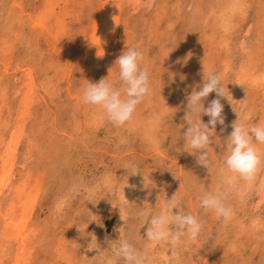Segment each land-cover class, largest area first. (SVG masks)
Masks as SVG:
<instances>
[{"label":"rangeland","instance_id":"1","mask_svg":"<svg viewBox=\"0 0 264 264\" xmlns=\"http://www.w3.org/2000/svg\"><path fill=\"white\" fill-rule=\"evenodd\" d=\"M59 1L56 2L59 3ZM152 1L148 11L144 10V6L137 10L130 8L131 16L128 18L135 36L133 39L135 43H132V46H138V50L143 53L144 60L141 67L147 69L151 87V94L146 97V102L144 100L134 113L133 120L136 121L137 126L134 124L133 131L127 129V125L115 127L106 119H99L97 109L82 103L80 87L78 97L82 103L81 110L78 111L79 107L74 109L73 98L70 97V93H67L66 87H61V93L54 98L53 103L51 97L44 100L45 105L51 107V111L46 113L41 118L42 120L40 119L50 129L52 124L53 127L56 126L58 132H54L56 140L53 137L52 139H45V137L43 139L46 144H36V149L41 152V155L35 159L38 161L37 168H34L35 162L31 161L26 166L27 160L24 159L23 152L19 154L17 168L21 167L18 161L24 163L25 171L26 168L34 164L32 170L41 176L43 182L40 200L34 213L31 214L29 222V227L36 229L41 238L40 241L27 244V250L31 251L29 261L32 264H50V258H59L55 255V251H51L54 250V247L61 245L62 240L60 239H63V236L68 237L69 242L66 250L68 249L67 252L71 251V255L74 256L73 264H105L106 258L116 259L112 249L118 247L123 239L128 240L144 254L147 264H167L165 260L160 261L156 256L157 250L162 245L166 246L168 258L173 259V252L177 250L179 257L192 264H264L263 235L259 236L257 232L254 234L250 228H247L245 231L247 234L243 233L244 236L240 234V239L237 242L230 236L229 245H227L224 234H219L217 230L224 220L217 218L213 212L205 211L200 206L202 195L214 190L211 185L212 175L208 170L204 173L201 170L202 166L197 167L195 153L183 136V132L188 126L186 121L188 97L193 91L199 90L204 85L199 81L200 77L204 76L203 73L207 76L205 78L207 80L211 75L219 76L220 82L224 81L223 78L226 80V76L236 75L241 63L251 61V58L241 49L240 42L242 38H246V34L249 35L245 39L246 48L250 47L249 51L253 58L257 54L253 51L254 48L257 51L260 49L259 47L264 49V0H247L246 6L240 12L234 13L235 15L232 17L229 16V24H220L221 26L216 24L217 20L215 19L220 13L222 0H216L219 5L217 7L211 4V0ZM18 2L20 3L19 7H11V10L23 17L21 28L29 31L27 28H30L31 21H39L41 16L43 18L41 11L44 5L43 0H18ZM83 2L85 4H82ZM0 3L1 37L5 30L3 26H6L4 23L9 17L4 10L5 1L0 0ZM86 3L87 0H71L69 11L72 15L79 14L82 24L73 25L71 28L69 26L66 36L75 38L78 32H82V26H85L84 23L89 20L92 14L89 8L84 12V9L87 8ZM198 3L204 8L206 5H212L213 14L210 15L206 10L205 16L194 15L195 10L197 11L194 6ZM9 4L13 5L11 0ZM79 6L82 7L78 9ZM59 10L60 5H57L53 12ZM145 15H148L147 18ZM15 24L18 25L19 22H15ZM175 32L176 34H173ZM221 33L223 37L220 36ZM183 38L185 39L183 40ZM19 40L20 43L13 53V61L22 59L27 62L28 59L34 57V53L38 52L45 53L46 60L51 57L43 39L34 38L35 41L29 40V42ZM223 41L226 43H222ZM33 43L37 45L35 48L37 50L32 48L34 47ZM118 54L119 52L116 51L109 52L108 62L111 61L113 65L110 70L103 71L94 63H85L82 74L75 71L78 70L77 65L81 62L76 59L74 70L70 75L71 87L76 86L75 84L79 86L81 80H78V76H83L84 82L89 81L90 83H98L102 78H106L116 87H122V82L119 80V66L115 65L120 56ZM217 55H221L227 62L229 61L231 70L225 76L221 73L224 71H220V65H215L214 61L212 62ZM53 58L57 60L56 56ZM255 58L261 62L259 67L262 70L264 50ZM208 61L212 66L207 65ZM249 65L247 64L246 69ZM84 84L86 85V83ZM7 89L9 96H12L15 87L10 85ZM214 99H217L216 93H210L204 100L205 107ZM221 103L225 107L222 101ZM37 107L39 108L40 105ZM154 112L160 114L159 119L152 116ZM231 112L222 114L226 115L224 125L217 124L215 133H212V140L216 137L215 141L217 140L221 147L225 146V140L233 130L232 124L237 120L241 122L240 118L235 120L234 114ZM188 116L191 118L190 112H188ZM59 117L61 118L59 119ZM151 118H154V124H144ZM201 120L207 124L209 117L202 115ZM243 122H245L243 125L247 127L246 121L243 120ZM44 131L47 132L49 129ZM210 165L212 166V164ZM133 176L138 177L140 185L135 192L127 197L123 184H126L124 181H128L130 178H133L134 181ZM152 179L155 181L151 183ZM261 184L257 179L254 185L248 187L250 194L244 196V201H248V204L243 208L245 210L243 214L246 216L244 220L249 225L253 217L257 216V213L255 214L253 211L254 207L258 205L257 200L260 197L258 190ZM185 188L188 193L193 194V201L197 205L199 204L197 208H194L195 212L188 208L184 201H180L186 198L184 196L187 193L184 191ZM171 192L177 193L180 208L185 211V214H192L202 222V232L196 242L202 245L203 251L199 250L196 255L193 253L194 250H198L195 248L197 243L195 244L193 241L195 246L191 244V247L187 248L184 245L187 238H184L179 246L173 247L167 244H153L145 236L148 222L139 217L137 213L147 210L152 215L160 214L165 208V202L169 195L172 196ZM153 193L154 197H152ZM235 198L230 197L225 200V203L227 205L235 204L237 202L234 200ZM176 211L178 210L174 209L173 213ZM239 213L241 215V212ZM260 216L264 217V205L258 213V218ZM260 228L264 229V223ZM201 252L205 253L207 258ZM11 258V254L9 257H2L0 263L10 264ZM117 264H124V261L117 259Z\"/></svg>","mask_w":264,"mask_h":264},{"label":"bare ground","instance_id":"2","mask_svg":"<svg viewBox=\"0 0 264 264\" xmlns=\"http://www.w3.org/2000/svg\"><path fill=\"white\" fill-rule=\"evenodd\" d=\"M4 1L6 3L4 10L8 13L9 18L7 21H5V23L3 22L6 26H3L5 30L0 37V258L7 256L9 257L11 254L12 258L10 264H32V262L29 261L31 259V251L27 250V244L30 242L35 243L36 241H40L41 238L39 237L36 229L29 227V222L31 219V214L34 213L40 200L43 182L41 180V176L38 173L33 172L32 168L34 164L26 168L25 171L24 163L22 161H18V164L21 167L17 168L19 154L23 152L22 155L24 156V159L27 160V163L25 161L26 166L29 164V161H31L32 163L35 162L34 168H37L36 166L38 161L35 159H37L38 155H41V152L36 149V144H43L45 143V139H52V137L54 138L55 134L58 133L57 129L55 128L56 126L53 127L52 124L51 131L49 126L43 124V121H41V118L46 115V113L51 111V107L49 105H45L46 102H44V100L46 101L48 97H51V102L53 103L54 98L57 97L59 93H61V87H66L67 93H70V97L73 98L72 100L75 102L74 109L79 107L80 109L78 108V111L81 110L82 103L78 97L80 95L79 87L82 89V86L85 85L84 83L87 84L89 81L84 82V77L78 76V80H81V82L79 81V86L75 84L76 86L71 87L72 85L70 81V75L74 70L73 68L76 64L75 61H77L76 59L81 61L79 62L80 64L77 65L78 70H75L77 72L79 71L78 74H82L84 69L83 65H85V63H94L101 67L103 71L110 70L113 65L111 61L108 62L109 52L111 53V51H113L114 53L116 51L119 52L118 55H121L125 50H127V48L132 46V43H135V41H133L135 38L134 31L131 29V22L128 19L131 16L130 8L137 10L138 8L144 6V10L148 11L151 8L153 1L87 0V5H85L87 8L84 9V12H86L89 8L90 12L92 11V14L90 15L88 21L85 23L83 22L85 26H82V32H78V34L75 35V38L66 36L68 35L67 33L69 26L71 28L73 25L76 26L80 25V23L82 24V22H80L81 19H79V14L72 15L69 11L71 8V0H60L59 3L56 2L57 0H43L44 5L41 9L43 18L41 16L42 19L40 18L39 21H31L32 24L30 28H27L29 31H25L23 30L24 28H21V22L24 21L23 17L18 16L14 10H11L12 8L19 7L20 3L18 0H11L13 4L12 6L9 4L10 0ZM215 2L216 0H211V4L214 7L219 6L218 3ZM222 2L223 3L220 13L215 19L217 21H221L220 23L216 21L218 26L220 24H229V16L232 17L237 12H240L243 7L246 6L245 3H247V0H222ZM82 4H85V2ZM57 5H60V10L53 12ZM212 5H206V8H204L199 6L198 3V5L194 6L195 9H197V11L195 10L194 15L205 16L206 10L210 13V15L213 14L214 8ZM81 7L82 6H79L77 8L80 9ZM159 8H161V6ZM158 11L160 12L161 10ZM147 16L148 15H145V18H147ZM15 22H19V24L16 25ZM173 34H176V32ZM220 36L223 37L222 33ZM248 37L249 35L246 34V38ZM34 38L43 39L45 41L46 49L50 51L51 57L46 60L44 55L45 53L43 54L36 51L38 53L33 54L34 57L31 58L33 60L28 59L27 62H24L22 59L13 61V53L15 52V48L18 43H20L19 39L22 41L27 40V42H29V40H33ZM246 38H242L243 41L241 40L240 42L241 49L243 52H245V54L248 55V57L251 58V61L248 60L247 62L241 63L236 75L231 77L226 76L227 81L225 78H223L224 81L221 80V83L225 89V94L229 97V99H220L223 104H225V107L223 108L227 110L225 111L223 109V115L224 112L230 113L232 111L231 113L234 114L233 118L235 120L240 118V123L242 124L245 123L243 120L246 121V128H250L257 124L264 126V67L261 70L259 67L261 62L258 61V58H255L257 54H262L264 49L259 47L260 49L257 51V49L254 48L253 51L257 54L253 58V56H251V52L249 51L250 47L246 48ZM184 39L185 38H183V40ZM222 43L225 44L226 41H223ZM32 45H34V43ZM74 46L75 48L73 49ZM32 48H37V45L35 44ZM53 56H56L57 60H54ZM213 61L215 65H220V71H224L221 72L224 74V76L229 70H231L230 64H228L229 61L227 62L225 58L221 57V55H217V57L213 59L212 62ZM247 64H250L248 69H246ZM207 65L212 66L211 62L209 61ZM97 66L94 65V67ZM209 70L211 71V69ZM203 75L205 77H200L201 79L199 80L201 84H204L205 80H207L205 79L207 77L205 73H203ZM10 85L15 87L12 96H9L7 89V87ZM37 105H40V107L38 108ZM159 115L160 114L154 112V115L152 116L159 119ZM60 118L61 117H59V119ZM154 118L145 121L144 124H154ZM223 118H226V115L223 116ZM135 122L132 120L130 124L128 123L127 129L133 131ZM43 125L45 126L44 129ZM46 127L49 129L47 132L44 131L47 129ZM75 139L77 140V138ZM215 139L212 140V144H210L208 149V161L210 164H212L210 171L212 175L211 185H213L212 187H214V190L221 188L222 190L226 191L228 193L226 199H229L230 197H236L234 200L237 201L235 204H229V206H231L233 209V216L229 221H224L222 225L217 228L219 234H224L227 245H229L230 236L234 241L237 242L240 239V234L246 233L245 231H247V228H250L254 234L257 232L259 236H264V229L260 228V226H262L264 223V217L260 216L258 218V213L264 205V189L260 187L258 190L260 197H258V205L257 207H254L253 211L255 214L257 213V216L253 217L250 225L244 220L246 216L243 214L245 211L243 208L246 206V204H248V201H244V196L250 194V188L248 189V187L254 185L257 179H259L260 182L264 184V163H262L261 170L258 172L256 180L251 186H244V183L242 181L240 182L243 191V195H241L238 192L229 189L226 185L221 184L219 173L220 170L225 167V146L221 147L219 142L217 140L215 141ZM256 147L259 154L261 155L262 161H264V145H256ZM195 159L197 167H201L202 165L197 163L196 156ZM204 168L206 167L202 166L201 170L206 173L208 169L204 170ZM154 181L155 179H152L151 183ZM124 182H126V184L123 185H125L124 191L127 197L128 195H131L132 192H135L140 185L138 177H134V181L133 178H130L128 181ZM133 185L135 186L134 189L131 187ZM181 187L183 188V186ZM184 191H187L186 188ZM171 195L172 196L169 195L168 200H171L174 195L176 200H179L176 192H171ZM192 195L193 194H190L187 191L186 195H184L186 198L182 199L180 197V199H182L180 201H184L187 207L193 209V212H195L194 208H197L199 204L197 205V203L193 201L194 199H192ZM152 197H154V193L152 194ZM239 212H241V215ZM60 240H62L60 242L61 245L54 247V250L51 251H55V255H57L59 258L56 257L54 259L52 257L50 258L51 261L49 263L73 264L74 256L71 255V251L67 252L68 249L66 250L67 243L69 242L68 237L63 236V239ZM196 243L197 242L195 241V244ZM191 244L195 246L191 240L187 239V241L184 242V245L187 248H190ZM165 247L166 246L162 245L158 249L159 251L157 250L156 256L160 261L165 260L167 264H192L191 262H187L186 260H183L181 257H179V252L177 250H174L173 252V259L168 258ZM195 248L198 250H194L193 255H196L199 250L203 251V247L200 243H197ZM201 253L204 254L203 256L205 258H207L205 253Z\"/></svg>","mask_w":264,"mask_h":264},{"label":"clouds","instance_id":"3","mask_svg":"<svg viewBox=\"0 0 264 264\" xmlns=\"http://www.w3.org/2000/svg\"><path fill=\"white\" fill-rule=\"evenodd\" d=\"M143 60V53L138 50V46L127 48L115 62L119 66V80L123 86L116 87L106 78L98 83L88 82L82 88V103L97 109L99 119H106L115 127L126 126L133 120L137 107L151 94L148 71L141 67ZM213 92L217 99L205 107L204 100ZM220 98L229 99L217 75H211L199 90L193 91L188 97V126L183 136L195 153L197 163L206 167L209 172L211 165L208 161V149L212 144V133H215L217 124L224 125ZM188 112L191 113V118ZM202 115L209 117L207 124L202 122ZM231 127L233 130L225 140V167L220 170L219 175L222 185L243 195L240 182L244 186H251L264 163L256 147L264 145V126L257 124L246 128L237 120ZM131 187L135 188L134 185ZM260 187L264 189V184ZM227 194L221 188L205 192L200 198V206L227 222L233 216V209L225 203ZM174 209L178 211L173 213ZM137 215L147 220L145 236L156 245L176 247L184 238L196 241L203 228L202 222L196 216L182 211L175 195L166 201L160 214L152 215L147 210H141ZM112 251L116 259L106 258L105 264H117V259H122L124 264H147L144 254L126 239L121 240L119 246L113 247Z\"/></svg>","mask_w":264,"mask_h":264}]
</instances>
